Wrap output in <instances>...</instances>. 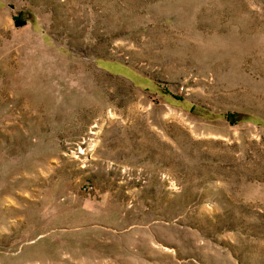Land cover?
<instances>
[{
    "label": "rangeland",
    "instance_id": "374dc122",
    "mask_svg": "<svg viewBox=\"0 0 264 264\" xmlns=\"http://www.w3.org/2000/svg\"><path fill=\"white\" fill-rule=\"evenodd\" d=\"M0 264H264V0H0Z\"/></svg>",
    "mask_w": 264,
    "mask_h": 264
},
{
    "label": "trees",
    "instance_id": "16d2710c",
    "mask_svg": "<svg viewBox=\"0 0 264 264\" xmlns=\"http://www.w3.org/2000/svg\"><path fill=\"white\" fill-rule=\"evenodd\" d=\"M19 23H22V24H24V22H19ZM233 117H236V115H234V114H231V115H227V119H232Z\"/></svg>",
    "mask_w": 264,
    "mask_h": 264
}]
</instances>
